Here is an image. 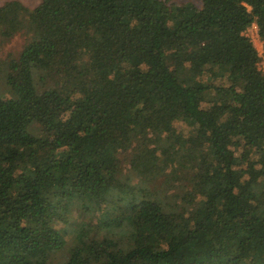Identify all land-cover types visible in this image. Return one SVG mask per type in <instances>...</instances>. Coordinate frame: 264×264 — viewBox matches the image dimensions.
<instances>
[{"label": "trees", "instance_id": "1", "mask_svg": "<svg viewBox=\"0 0 264 264\" xmlns=\"http://www.w3.org/2000/svg\"><path fill=\"white\" fill-rule=\"evenodd\" d=\"M197 1L0 6V264H264V0Z\"/></svg>", "mask_w": 264, "mask_h": 264}, {"label": "rangeland", "instance_id": "2", "mask_svg": "<svg viewBox=\"0 0 264 264\" xmlns=\"http://www.w3.org/2000/svg\"><path fill=\"white\" fill-rule=\"evenodd\" d=\"M9 1H12V0H0V6L4 5L6 2H9ZM17 1L21 2L24 6L30 8V9L37 7L41 2V0H17ZM196 3H198L197 0H196ZM246 34L252 40L255 48L260 53L262 60H261L259 66H260V69L264 73L263 41L258 34L257 25L253 24L247 30ZM26 42H27V36L24 34H17L6 42H0V65L2 66L3 64L8 62L9 60L17 58V56L20 54V52L24 48ZM2 71H3V69H0V72H2ZM175 74H177V73L175 72ZM61 114H62V117H65V112L63 110H61ZM71 217L72 218L70 219V221H71V223L74 224L75 219H77V217H75V216H71ZM91 219H92L91 216H88L86 222L87 223L90 222ZM71 244H72V242L68 241V246H71Z\"/></svg>", "mask_w": 264, "mask_h": 264}]
</instances>
